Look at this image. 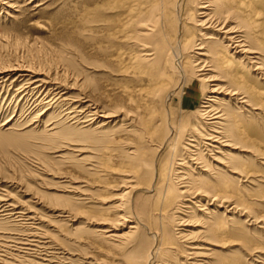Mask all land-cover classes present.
<instances>
[{"label": "bare ground", "instance_id": "1", "mask_svg": "<svg viewBox=\"0 0 264 264\" xmlns=\"http://www.w3.org/2000/svg\"><path fill=\"white\" fill-rule=\"evenodd\" d=\"M38 2L28 0L26 5ZM18 5L15 0H0V12L14 22ZM102 9L115 15L108 27L117 44L112 46L138 48L136 55L120 51L110 57L113 73L126 80L116 89L112 110H105L86 93H71L76 81L68 79L72 73L62 57L54 59L45 45L5 32L0 35V101L3 98L2 102L14 106L0 131L36 133L40 139L30 147L41 149L53 163L66 162V151L77 153L79 161L77 157L85 152L67 150L74 144L70 135L96 131L104 139L103 147L99 155L90 153L97 157L95 162L85 164L89 172L110 180L92 185L63 181L66 178H57L39 161L41 182L45 176L60 180V189L94 213L89 224L99 226L92 236L116 247L120 264H177L171 254L175 248L183 259L180 264H211L208 254L214 252L208 244L196 243L197 236L216 240L235 237L239 231L228 225L232 217L215 221L205 213L207 209L200 210L208 217L204 226H193L189 205L208 206L214 215V209L226 211L229 203L227 213L242 212L241 204L230 200L242 198L246 187L225 191L229 186L222 182V169L230 174L226 181L247 186L264 183L263 175L244 167L249 157L264 166L262 139L257 130H251L249 138L241 134L237 116L249 114L247 110L264 111V93L255 83H264V0H106ZM193 76L198 82L215 83L209 86L210 96L203 97L196 118L183 107ZM217 94L233 103L232 108L221 107ZM1 180L0 248L30 258L34 256L30 253L42 252L49 257L43 261L46 264H52L56 252L67 255L59 237H65V231L58 228L70 224L67 235L75 236L81 229L73 226L86 212L61 207V198L55 196L48 197L52 207L43 205L40 197L44 196L39 194L17 198L18 191L9 192ZM174 214L186 217H178L177 225L183 227L178 232L167 221L168 215L176 219ZM13 252L8 253L11 258H20Z\"/></svg>", "mask_w": 264, "mask_h": 264}, {"label": "rangeland", "instance_id": "2", "mask_svg": "<svg viewBox=\"0 0 264 264\" xmlns=\"http://www.w3.org/2000/svg\"><path fill=\"white\" fill-rule=\"evenodd\" d=\"M15 1H18L20 8L14 14V22L12 19L6 18L4 13L0 12V35L19 33L22 38L27 39L31 43H37L38 46L43 47L45 45L51 57L54 59L56 57H62V61L66 64L69 72L72 73H69L70 78H68L70 80L72 79V83L76 81V90H73L71 92L72 94L76 95L81 91L88 94L95 103L105 110H112L116 104V89L120 84L125 83L126 80L118 79L115 73H113L114 66L110 62V57L120 51L136 55L138 48L129 47L125 44H121L118 47L119 49H116L117 46L114 47L117 44L111 38V31L108 27L111 26L109 20L112 21L111 18L113 16L115 17V15L104 12L103 9L100 10L102 3L106 0H39V5L34 3L26 5L28 0ZM35 5L39 7L33 9ZM31 8L32 12L30 10ZM34 23H36V26ZM104 38L107 40H104ZM112 44L114 45L112 46ZM103 51L104 53L107 52V54L105 53V55L103 53L102 55ZM109 52H112V54L108 55ZM60 66L62 69L65 68L63 64H60ZM259 82L263 83V81L255 80V83L261 86L264 93V83L261 84ZM213 84L215 83L198 82L194 76L191 78L189 88L183 98V107L188 110V115L197 117L196 110H199L198 107L204 103L203 97L205 95L210 96L208 93L209 86L213 88ZM7 98L10 97L7 96L5 99ZM218 98L223 101L224 105H221V107L227 108L229 106L232 108L233 103L231 104L227 101L222 94H219ZM2 100L3 98L0 101V112L2 113H0V125L10 116L14 106L13 104H9L8 101L2 102ZM247 111L249 114H241L240 112V114H237L240 122L238 129L241 134H246V136L244 135L246 138L250 137L251 130H257L258 138L262 139L260 147L264 151V111L261 110L256 113H253L252 110ZM115 121L118 122L117 118ZM19 129L22 128L18 127ZM197 130L199 129L197 128ZM24 132L25 130L20 131V133L4 134L0 131V179L2 178L1 181L3 182L4 188L13 194L18 191L16 193L18 194L17 198L22 197L25 199L31 198V196L33 197L36 194L42 195L44 196L43 198L38 195L42 200V204L50 207H52V204H49L51 202L48 200V197H59L61 198L59 200L61 207L72 208L73 210L78 208L80 212H86L85 214L79 215L80 219L73 226V228L79 227L81 229L75 236L71 235L72 233L67 235V232L70 233L72 229L69 226L70 224L63 225L60 230L58 228L60 232L62 229L65 231L63 233L65 237H61L60 235L59 237L63 239L64 249L67 255L63 256L61 254L62 251L56 252V259H51L50 262L52 264H62L63 262V264H120L121 261L118 257L120 252L118 249L92 236L91 231L99 226L89 224L92 221L91 216L94 213L91 210H87L82 202L74 201L70 198L72 196L69 193L60 189V185L57 184L60 180L54 179L51 176H45L41 182V175H39L42 172L39 169L42 170V166H44L47 169H51L56 176H59L57 178H66L62 179L63 181L71 179L76 182H88L91 185L98 180L107 182L111 178L101 179L93 172H89L86 166V164L96 161L97 157L95 158L90 153L94 152L99 155V151L103 147L104 139L96 131H93V134L83 136L80 132L72 133L70 140L74 141L72 142L74 144L68 147L67 150L79 149L85 153L81 157H77L80 160L76 161L75 156L78 154H70L66 151V162L53 163L52 157L45 155L41 149L30 147L31 143L40 139L39 136L36 133L25 134ZM39 161H43L42 166L39 165ZM244 167L248 170H253L256 176L258 174L264 176V166L256 162L254 158L249 157V160L245 161ZM220 171L223 172L222 175L224 176L222 182H225L229 186L225 191H236L237 189L246 187L245 194H242V198L235 197V199L230 200L231 203L241 204L242 212L237 214L232 212L227 213L232 206L229 203L224 206L226 211L222 208L214 209V215L210 214L212 208L208 206L202 207L201 205L200 207L197 205L196 207L198 208H195L189 205L192 211L188 212L191 213L189 215L192 221L191 224L193 226L198 225L199 227L197 228L204 226L203 223L208 220V217L206 218L200 210L207 209L205 213L209 217L215 218V221L226 222L228 217H232L233 221L229 222L228 225L236 227L239 234L235 237L222 235L226 236L222 237L223 240H220L222 238L213 240L209 235H198V241L196 243L201 242L202 244L203 242V244H208V248L213 250V254H208V259L211 264H220L221 262V264H230L232 262H236V264H264V183H255L254 186H247V183H238L232 179L231 182L226 181V179L230 180V174L225 173L226 169ZM90 189L86 188V190ZM22 191L25 193L24 196L21 193ZM117 191L113 193L117 194ZM187 199L191 201L190 198ZM108 200L112 202V199ZM174 215L177 217L176 219H172L173 217L170 218V215H168L167 221L171 229L174 230L173 232H178L177 230L183 228L177 225L179 222L177 220L178 217H183L184 219L186 217L180 214ZM49 230L50 232L52 231V234L58 235L52 228H49ZM9 233L19 237L16 234L18 232L10 231ZM65 251L63 252L64 254H66ZM11 252H13L12 248L11 250L0 248V262L5 260L7 264H46L43 261L49 258L45 257L42 252L40 254L35 251V254L30 253V255H34L31 258L21 255L22 258L13 252L15 256L20 257H14L15 260L13 261L14 258H11ZM171 254L176 256L175 261L177 264H180V261L183 260L178 257L180 250L175 248Z\"/></svg>", "mask_w": 264, "mask_h": 264}]
</instances>
